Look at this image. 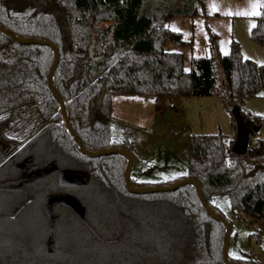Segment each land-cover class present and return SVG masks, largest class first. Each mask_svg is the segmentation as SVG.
Listing matches in <instances>:
<instances>
[{
  "label": "trees",
  "instance_id": "trees-1",
  "mask_svg": "<svg viewBox=\"0 0 264 264\" xmlns=\"http://www.w3.org/2000/svg\"><path fill=\"white\" fill-rule=\"evenodd\" d=\"M197 2L202 5L201 0H0V26L57 46L53 86L89 150L126 146L112 135L114 95H216L230 116L231 107H238L251 129L245 155L232 153L234 140L221 132L192 134L186 175L130 182L155 187L194 177L220 216L212 200L227 196L233 211L264 222V136L252 145L264 117L242 107L260 91L264 94V65L244 58L234 40L229 52L220 54L217 36L207 28L214 54L192 57L185 71L182 53L165 51L164 44L192 42L166 23L175 16H194ZM250 38L264 46V0ZM52 60L48 46L18 44L0 33V117L34 104L47 123L0 167V264H224V226L205 213L192 186L130 193L124 188L125 157L81 153L46 86ZM6 121L0 118V132ZM231 125L235 131L232 116ZM63 172H79L84 181L63 182ZM61 197L75 200L82 213L50 201ZM228 259L261 264L256 257Z\"/></svg>",
  "mask_w": 264,
  "mask_h": 264
},
{
  "label": "rangeland",
  "instance_id": "rangeland-1",
  "mask_svg": "<svg viewBox=\"0 0 264 264\" xmlns=\"http://www.w3.org/2000/svg\"><path fill=\"white\" fill-rule=\"evenodd\" d=\"M197 13L190 17H172L166 26L180 32L182 39L191 45L179 46L172 42L164 44L168 52L183 55V68L190 69L192 57L211 56L208 29L217 36L220 54H227L232 40L239 44L244 58L264 65V46L250 38V29L260 13L262 0H201ZM255 5V7H253ZM202 13H205L204 17ZM219 82L222 70L216 64ZM243 110L264 117V94L243 103ZM18 110V109H17ZM14 111L5 114L13 117ZM112 135L133 152L135 159L130 172L133 181L144 183L164 182L187 174V142L192 134L223 133L227 139L235 138L231 116L220 96H194L190 98L149 97L138 95H114L112 98ZM17 122L6 121L0 136V144L12 148L16 142L11 137L17 130ZM264 136V127L253 137L252 145ZM15 137V135H14ZM1 139L2 142H1ZM0 151V156L2 155ZM29 174L32 179L42 172ZM61 180L67 183L84 181L83 174L63 172ZM231 225L228 255L231 257H256L264 264V222L254 221L249 216L233 211L227 196L212 200Z\"/></svg>",
  "mask_w": 264,
  "mask_h": 264
},
{
  "label": "water",
  "instance_id": "water-1",
  "mask_svg": "<svg viewBox=\"0 0 264 264\" xmlns=\"http://www.w3.org/2000/svg\"><path fill=\"white\" fill-rule=\"evenodd\" d=\"M0 33L9 37L11 40L18 44L22 45H29V44H37V45H46L48 46L52 53H53V60L51 63V67L47 76L46 80V86L49 90L50 94L58 100L59 103V109H60V115L62 118V121L64 123L65 129L67 132H69L74 140L76 141L77 146L79 147L82 154H84L87 157L95 158L102 155H109V154H119L125 157L126 164L124 167V188L134 194H147V193H155V192H167V191H174L184 185H190L194 188L196 191V194L200 200L201 205L203 206L205 213L215 221H219L224 226V236L222 241V256L224 264H239V263H233L228 259V245H229V238L231 234V225L225 219V217L220 216L218 213H216L212 207L208 205L206 202L201 183L197 178L191 177V178H184L181 180H178L170 185L167 186H155V187H148V186H134L130 182V172L133 167L135 156L133 152L126 146L121 148H107V149H98V150H89L87 149L80 139L78 138L76 132L72 129L69 116L65 109V101L61 96L58 95L56 92L54 86H53V74L57 68L58 62H59V52L57 46L52 43L49 40H41V39H34V38H23L19 37L12 32L8 31L5 27L0 26ZM231 116L235 123V138L231 147L232 153L235 155H245L248 150L249 146V140L251 135V129L245 124L239 108L238 107H231L230 109ZM13 157V156H12ZM11 158V157H10ZM9 158V159H10ZM8 159V160H9ZM6 160L5 162H7ZM4 162V163H5ZM3 163V164H4ZM2 164V165H3ZM0 165V167L2 166ZM51 202H64L71 208L75 209L77 213L81 214L82 210L81 207L78 205V203L69 197H61V198H54L50 200Z\"/></svg>",
  "mask_w": 264,
  "mask_h": 264
},
{
  "label": "crops",
  "instance_id": "crops-1",
  "mask_svg": "<svg viewBox=\"0 0 264 264\" xmlns=\"http://www.w3.org/2000/svg\"><path fill=\"white\" fill-rule=\"evenodd\" d=\"M113 98V97H112ZM169 98V97H168ZM171 98H180V97H171ZM188 99V98H187ZM13 117L11 115L4 114L1 117H7V121L10 123L14 121L17 122V130L15 134L11 137V142H16L14 147H4L0 144V151L4 152L0 156V165H2L6 160L12 157L22 146H24L29 140L36 136L42 129L46 126V122L41 119L38 114L37 108L34 104L26 106L24 108L14 111ZM0 117V118H1ZM5 125L3 126V128ZM0 132V136H5L4 132ZM15 135V137H14ZM3 139H1L2 142Z\"/></svg>",
  "mask_w": 264,
  "mask_h": 264
},
{
  "label": "flooded vegetation",
  "instance_id": "flooded-vegetation-1",
  "mask_svg": "<svg viewBox=\"0 0 264 264\" xmlns=\"http://www.w3.org/2000/svg\"><path fill=\"white\" fill-rule=\"evenodd\" d=\"M17 152H18V151H17ZM30 173H33V172H30ZM30 173H29V174H30ZM29 174H26V175H25V178H26V179L29 178Z\"/></svg>",
  "mask_w": 264,
  "mask_h": 264
},
{
  "label": "snow or ice",
  "instance_id": "snow-or-ice-1",
  "mask_svg": "<svg viewBox=\"0 0 264 264\" xmlns=\"http://www.w3.org/2000/svg\"><path fill=\"white\" fill-rule=\"evenodd\" d=\"M253 7H255V5H253Z\"/></svg>",
  "mask_w": 264,
  "mask_h": 264
}]
</instances>
